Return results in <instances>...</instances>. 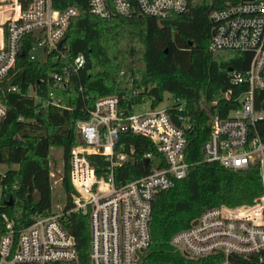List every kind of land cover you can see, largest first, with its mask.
Returning <instances> with one entry per match:
<instances>
[{"label": "trees", "instance_id": "1", "mask_svg": "<svg viewBox=\"0 0 264 264\" xmlns=\"http://www.w3.org/2000/svg\"><path fill=\"white\" fill-rule=\"evenodd\" d=\"M217 2H189L184 12L155 18L98 17L89 13L86 0H52L55 9L77 10L64 32L60 47L64 58L41 48L36 58L29 59L33 38L27 35L19 43L13 66L0 79L4 108L0 164L6 166L0 176V213L6 214L14 228L27 225L34 213L50 206L46 157L51 143L61 148L60 181L69 204V151L80 143L75 123L88 117L97 98L115 95L120 107L130 111L146 100L154 105L168 92L184 101L189 123L184 159L189 166L183 178L155 195L148 221L149 243L133 264H215L210 258L188 260L168 241L203 210L250 203L262 192L257 165L231 170L204 161L201 154L210 116H223L237 107L238 96L245 90L244 84L229 81L227 70H244L251 58L247 51L207 49V14ZM77 53L83 54V64L68 71L63 88L54 86L53 73H60ZM253 98L258 108L264 90H256ZM254 129L264 142V117L255 122ZM119 141L133 148V157L114 168L115 181L146 173L142 154L153 152L151 143L129 132H122ZM86 157L97 175L104 174L106 163L101 156ZM61 223L73 238L76 259L58 264H90L87 215L72 212Z\"/></svg>", "mask_w": 264, "mask_h": 264}, {"label": "built area", "instance_id": "2", "mask_svg": "<svg viewBox=\"0 0 264 264\" xmlns=\"http://www.w3.org/2000/svg\"><path fill=\"white\" fill-rule=\"evenodd\" d=\"M201 0H86L89 13L98 17L150 16L166 18L187 10L189 2ZM211 1V0H207ZM207 14L210 32L207 49L250 52L244 70H227L233 84H244L237 107L226 115L210 116V130L201 145L204 161L241 170L259 168L262 192L250 203L207 208L175 231L168 243L188 260L209 259L215 264H264V142L254 129L264 110L254 105L253 93L264 90V0H216ZM74 7L58 10L52 0H0V79L13 66L21 40L32 35L28 58L41 48L63 59L60 50ZM84 62L81 53L53 73L54 86L64 87L68 71ZM13 89V88H12ZM162 100V98H161ZM148 101L134 113L120 107L115 95L99 97L88 117L75 123L80 143L69 151V204L34 213L21 228L0 213V264H58L76 259L70 232L61 219L69 213L87 215L90 264H133L149 243L148 221L155 195L187 174L184 159L185 131L189 127L184 101L169 95L163 105ZM144 101V102H146ZM142 102V103H144ZM4 108L0 104V118ZM122 132L146 138L153 152L142 154L148 165L141 176L116 182L113 170L132 159L133 148L119 141ZM105 161L104 174L97 175L86 155ZM3 172H0V176Z\"/></svg>", "mask_w": 264, "mask_h": 264}, {"label": "rangeland", "instance_id": "3", "mask_svg": "<svg viewBox=\"0 0 264 264\" xmlns=\"http://www.w3.org/2000/svg\"><path fill=\"white\" fill-rule=\"evenodd\" d=\"M218 55V53H215ZM169 93H162V100L159 105H163L167 99H169ZM148 101L140 104H136L132 107L134 113L141 112L147 108ZM46 165L48 168L49 185H50V207L52 210H57V207H61L64 203V192L61 186V148L51 143L48 146ZM6 166L0 164V172L5 170ZM263 170H264V153H263ZM262 185V184H261ZM263 189V186H262Z\"/></svg>", "mask_w": 264, "mask_h": 264}, {"label": "water", "instance_id": "4", "mask_svg": "<svg viewBox=\"0 0 264 264\" xmlns=\"http://www.w3.org/2000/svg\"><path fill=\"white\" fill-rule=\"evenodd\" d=\"M63 41H64V38H62V39L58 42V45H60ZM229 69H230V68H229ZM229 69H228V70H229ZM260 106H261V108L264 110V99L262 100ZM144 163H146V159L144 160ZM6 204H10V199L7 201Z\"/></svg>", "mask_w": 264, "mask_h": 264}]
</instances>
